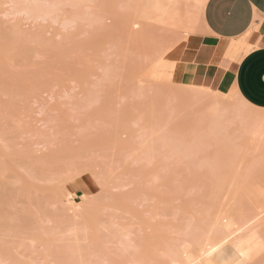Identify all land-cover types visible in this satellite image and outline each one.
<instances>
[{
    "label": "rangeland",
    "instance_id": "374dc122",
    "mask_svg": "<svg viewBox=\"0 0 264 264\" xmlns=\"http://www.w3.org/2000/svg\"><path fill=\"white\" fill-rule=\"evenodd\" d=\"M161 11L0 0V264L97 248L118 264H264V139L235 95L192 83L195 9L188 34ZM206 241L223 243L206 255Z\"/></svg>",
    "mask_w": 264,
    "mask_h": 264
},
{
    "label": "crops",
    "instance_id": "0c3cea01",
    "mask_svg": "<svg viewBox=\"0 0 264 264\" xmlns=\"http://www.w3.org/2000/svg\"><path fill=\"white\" fill-rule=\"evenodd\" d=\"M202 23L192 83L206 81L222 92L235 88L264 109V0H206Z\"/></svg>",
    "mask_w": 264,
    "mask_h": 264
},
{
    "label": "bare ground",
    "instance_id": "6f19581e",
    "mask_svg": "<svg viewBox=\"0 0 264 264\" xmlns=\"http://www.w3.org/2000/svg\"><path fill=\"white\" fill-rule=\"evenodd\" d=\"M205 2H206V0H156V3L160 6V8H161V13L163 14V16H164V18H166L168 21V23H170V25L172 26V27H174L175 25H179V24H182V23H186L187 22V25H184V26H181L180 25V29H182L183 27L185 28H183L182 29V32L184 31V32H187V33H184V34H188L189 32H191L192 30H191V26L190 25H188L189 24V22H191V21H189L190 20V18H189V15H190V13L192 12V11H194V9H195V12H194V15H196V14H198V18H199V20L201 21V23H202V16H203V8H204V4H205ZM41 8V7H40ZM194 8V9H193ZM38 9V8H37ZM193 9V10H192ZM34 10V9H33ZM36 10V9H35ZM42 11H43V9H42ZM48 12V11H47ZM46 12V13H47ZM36 13V12H35ZM34 13V14H35ZM193 13V12H192ZM32 14H33V12H32ZM41 14V13H40ZM39 14V15H40ZM194 19H196L197 20V16L194 18ZM189 21V22H188ZM174 25V26H173ZM177 25V27H179ZM190 26V27H189ZM182 27V28H181ZM187 27H189L190 28V30L191 31H189V28H187ZM202 27H205L204 26V24L202 23ZM205 29V28H204ZM208 31V30H207ZM178 32V31H177ZM181 32V33H182ZM179 33V32H178ZM183 35V34H182ZM180 36V35H179ZM186 45V44H185ZM181 51V50H180ZM210 63V62H209ZM185 64V63H184ZM186 70H187V72L189 73V75H190V77L192 78V75H193V72H194V69H195V63L194 62H190V61H187L186 62ZM203 82H205V81H200V84L202 85V83ZM207 84V83H206ZM203 86V85H202ZM210 87V86H209ZM212 90H213V88H211ZM220 92V91H219ZM221 93V92H220ZM230 93H232L233 95H235L237 98H238V102H239V104H238V106H235V107H228V106H226V107H228V108H231V109H233L234 110V114H236V116H239L240 117V120L242 121V122H244V124L246 123L247 124V122H249V120L248 119H250V123H248L247 125L245 124V126L244 127H246L245 129H244V131H246L245 133L247 134L248 132H251L250 133V135L251 134H255L254 136L255 137H257V136H260L261 135V140H263L264 139V137H262V135H264V110L263 111H259V109L257 110V108L256 107H252V105H250V104H248L241 96H239V94H238V92H237V90H235V88H233L231 91H230ZM221 94H223V93H221ZM227 94V93H226ZM214 99H216V98H214ZM217 100V99H216ZM237 105V104H236ZM252 108H251V107ZM252 109V111H254V110H257V112H253L254 113V115L252 114V112H251V110L249 111V109ZM256 108V109H255ZM232 110V111H233ZM260 110H261V108H260ZM249 112H251V118H248L247 119V116L249 117ZM215 116V113L213 112L212 114H211V116ZM213 119V118H212ZM252 119V120H251ZM211 120V119H210ZM214 120H215V118H214ZM214 120H213V124H215L216 122H214ZM233 121H235V120H233ZM218 122V121H217ZM241 122V123H242ZM211 123V122H210ZM243 124V123H242ZM216 125V124H215ZM240 125V124H239ZM250 126V127H249ZM223 127V126H222ZM224 128V127H223ZM241 128H242V126H241ZM240 129V128H239ZM243 129V128H242ZM241 129V130H242ZM247 129H248V132H247ZM212 130H214V129H212ZM212 130H210V131H212ZM250 130V131H249ZM213 132V131H212ZM215 132V131H214ZM242 132H243V130H242ZM220 133V132H219ZM241 133V132H240ZM224 134V133H223ZM249 134V133H248ZM215 135V134H214ZM241 135V134H240ZM242 135H244V134H242ZM220 136V135H219ZM237 136V135H236ZM257 138H260V137H257ZM260 140V139H259ZM264 142V141H263ZM178 149H179V147H178ZM183 149V148H182ZM181 149V150H182ZM184 150V149H183ZM180 151V150H179ZM178 152V151H177ZM264 210V209H263ZM263 212V211H262ZM261 212V213H262ZM260 213H258L257 214V216L259 215ZM252 215V214H251ZM255 217H256V215H254V217H252V218H254L255 219ZM252 218L250 219V220H252ZM218 219V218H217ZM233 220V219H232ZM216 221V220H215ZM215 221H214V223H215ZM252 221H254V220H252ZM221 222V221H220ZM245 222V221H244ZM243 222V223H244ZM248 222H250V221H248ZM247 222V223H248ZM246 222L244 223V225H246L247 224ZM219 224V223H218ZM218 224H216L215 223V225H218ZM233 224V222L230 220V219H228L227 221H225V225H224V228H229L231 225ZM234 224H235V222H234ZM233 224V225H234ZM241 224V223H240ZM253 224V223H252ZM212 225H213V223H212ZM222 224H220V227L223 229V226H221ZM244 225H241V227H238L237 228V230L239 229V228H243V226ZM238 226V225H237ZM249 226V225H248ZM209 227V226H208ZM212 227V226H211ZM210 227V228H211ZM209 228V229H210ZM215 228H218V227H215ZM246 228V227H245ZM252 228V227H251ZM212 230H213V228H212ZM212 230H211V232H212ZM237 230H236V232H237ZM243 230V229H242ZM248 230H249V228H248ZM252 230V229H251ZM251 230L249 231L250 233H251ZM239 232L238 233H240V230H238ZM245 231V230H244ZM247 231V230H246ZM208 232H209V230H208ZM207 232V233H208ZM220 232V231H219ZM218 232V233H219ZM234 232H235V230H234ZM248 232V233H249ZM256 232V231H255ZM206 233V235H208ZM214 233V232H213ZM243 233V232H242ZM241 233V234H242ZM247 232H246V234L249 236V234H248ZM253 233H254V231H253ZM232 234V232L231 233H229V235H228V238H229V236ZM238 235V234H237ZM243 235H244V233H243ZM251 235V234H250ZM254 235V234H253ZM200 236V235H199ZM239 236V235H238ZM237 236V237H238ZM242 236V235H241ZM194 237H196V236H194ZM202 237V236H201ZM231 237V236H230ZM233 237V236H232ZM243 237V236H242ZM246 237V236H245ZM245 237H243V238H245ZM227 238V237H226ZM225 238V239H226ZM235 238V237H234ZM243 238H236V239H234L233 240V244L240 250V251H242V250H244V247L246 246L245 245V240L243 239ZM199 239V238H198ZM224 239V240H225ZM131 240V239H130ZM221 240V239H220ZM224 240H222L223 242H224ZM226 240H228V239H226ZM124 241H126V240H124ZM222 241H220L221 243H223ZM125 243H127V242H124V244ZM221 243H220V245H221ZM191 244V243H190ZM217 244H218V242H215V244L214 243H212L211 241H206V242H204L203 243V245H201L200 246V248H199V250L203 253V254H209L210 252H212L213 251V249H216L217 247ZM247 244V243H246ZM126 245V244H125ZM198 245V244H197ZM200 245V244H199ZM219 245V244H218ZM219 245V246H220ZM126 246H128V245H126ZM198 247V246H197ZM86 249V248H85ZM89 249V248H88ZM90 250V251H89ZM88 251H84V252H82V253H80V254H76L75 256H73V255H70V256H72L67 262H66V264H118V261H116L114 258H112L105 250L103 251V249H100V250H98V248H97V250H94L93 251V249H89ZM92 250V251H91ZM198 250V251H199ZM78 251L79 252H81L79 249H78ZM76 252V253H79V252ZM110 252V251H109ZM112 254V253H111ZM199 254H200V252H199ZM243 254V253H242ZM170 255H171V253H170ZM196 255V254H195ZM116 257V256H115ZM211 257V256H210ZM69 258V257H68ZM67 258V259H68ZM197 258V257H196ZM196 258L194 259H192V257L191 256H189V254L187 253V262L186 263H182V264H193L194 263V261L196 260ZM207 258V257H206ZM209 258V257H208ZM120 259V258H119ZM126 260V259H125ZM130 260V261H129ZM127 259V261L125 262V264H142L140 261H137L136 259ZM207 260V259H206ZM64 261V260H63ZM66 261V260H65ZM64 261V262H65ZM122 262H123V260H121ZM211 262H212V260H210ZM63 262V264H65ZM179 261H176V260H174V259H172V261H171V263L172 264H179L178 263ZM119 263H121V262H119ZM58 264V263H57ZM124 264V263H123Z\"/></svg>",
    "mask_w": 264,
    "mask_h": 264
}]
</instances>
